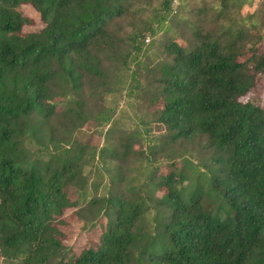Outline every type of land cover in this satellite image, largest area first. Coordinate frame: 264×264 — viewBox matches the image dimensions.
<instances>
[{
  "label": "trees",
  "instance_id": "trees-1",
  "mask_svg": "<svg viewBox=\"0 0 264 264\" xmlns=\"http://www.w3.org/2000/svg\"><path fill=\"white\" fill-rule=\"evenodd\" d=\"M129 1L0 0V256L23 254L18 264H264V99L243 100L264 77V25L230 15L216 32L193 27L194 42L183 46L174 0H159L115 36ZM242 3L219 0V11L238 12ZM113 51L129 95L140 84L137 69L148 55L155 59L151 101H164L158 122L172 142L206 139L205 178L191 190L189 167L147 154L137 191L92 198L84 166L104 160L106 147L85 156L75 141L37 140L59 102L72 105L66 112L76 126L86 118L82 83L106 84L103 59ZM111 115L95 120L109 124ZM77 186L71 200L68 190ZM79 199L100 202L85 243L68 237L63 216Z\"/></svg>",
  "mask_w": 264,
  "mask_h": 264
},
{
  "label": "rangeland",
  "instance_id": "rangeland-1",
  "mask_svg": "<svg viewBox=\"0 0 264 264\" xmlns=\"http://www.w3.org/2000/svg\"><path fill=\"white\" fill-rule=\"evenodd\" d=\"M158 1L130 0L132 11L124 18L122 17V20L117 19L114 22L117 26L113 27L114 35L118 37L124 35L130 29L129 23L140 16L137 12L141 8H146V13L148 6H155ZM218 2L219 0H174L172 2L175 11L179 12L174 25L181 45L186 46L194 42L191 30L193 27L202 25L205 30L216 32L222 25H229L232 20L230 15L238 16L245 24L255 19L258 24L264 25V0H243V5L238 8V12L235 9L233 13L229 10L220 13L221 6ZM201 6H205L206 9L202 15L197 16L193 10ZM24 8L29 16L39 23L37 13L29 7ZM165 40H167L166 37ZM114 44L118 45V41L115 40ZM262 46L264 50V44ZM153 51L158 55L165 52L157 45ZM151 56V54L148 55L144 66L137 69L140 84L138 89L129 95L127 85L122 87L119 82L121 63L114 51L109 53L107 58L103 59V71L107 74L106 84H101L102 81L96 77L93 80L86 78L82 83L80 93L86 118L79 123L80 125L76 126L71 118L72 113L66 112L72 105L59 102L55 107L57 112L53 115L54 117L37 134V140L43 143L61 140L68 145L73 144L74 141L85 145V156L94 147L97 149L102 145L106 147L104 160L98 158L93 164L84 166L85 189L89 197L101 198L106 194L117 192H121L124 197L133 194L144 182V159L147 154H150L154 163L158 160L163 162L174 160L189 167L184 181L188 190L194 187L196 181L203 182L205 178L202 164L206 163L211 156L206 139L203 137L193 141L172 142L169 139L171 131L158 122L159 106L164 101L162 99L157 100L156 103L151 101L156 86L155 79L159 77L156 75L158 69L155 67V59ZM60 92H62L60 88L54 89L55 98L61 100ZM262 98L264 99V77H261L254 92L248 93L243 100L261 101ZM106 110H110L112 114L111 123L102 124L99 120L96 121L95 118L102 116ZM109 127L112 128L108 130ZM120 145L128 146V149L124 150ZM113 150L116 151L113 152ZM113 154L118 155L113 157ZM79 193V186L70 187L67 195L74 200ZM99 205L100 202L93 206L87 200L79 199L77 206L64 210L63 216L68 222L66 226L68 237L82 243L90 238L87 228L96 217ZM140 225L141 222H138L137 226ZM15 256L13 253L11 256H0V264H18L24 255Z\"/></svg>",
  "mask_w": 264,
  "mask_h": 264
}]
</instances>
